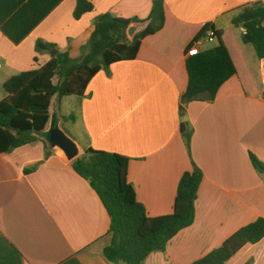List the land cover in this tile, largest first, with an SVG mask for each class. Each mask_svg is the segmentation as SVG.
Wrapping results in <instances>:
<instances>
[{
  "label": "crops",
  "instance_id": "1",
  "mask_svg": "<svg viewBox=\"0 0 264 264\" xmlns=\"http://www.w3.org/2000/svg\"><path fill=\"white\" fill-rule=\"evenodd\" d=\"M88 1L93 11L77 20L78 0H0V102L8 80L46 65L53 51L81 57L99 16L146 20L153 7L151 0ZM257 2L264 0H164L165 25L142 42L134 61L103 69L83 97L52 101L47 133L58 120L79 155L93 149L128 158L129 183L151 218L173 213L185 173H203L194 224L145 264H193L264 218V175L251 160L264 162V71L254 47L242 41L243 28L232 24L241 7ZM207 25L222 31L237 75L213 103L182 110L186 53ZM132 26L135 36L148 22ZM39 42L54 49L38 51ZM215 46L205 42L201 51ZM187 122L190 150L182 133ZM43 141L0 156V264H112L104 257L112 242L109 215L61 149L50 147L46 158ZM227 264H264V239Z\"/></svg>",
  "mask_w": 264,
  "mask_h": 264
},
{
  "label": "trees",
  "instance_id": "2",
  "mask_svg": "<svg viewBox=\"0 0 264 264\" xmlns=\"http://www.w3.org/2000/svg\"><path fill=\"white\" fill-rule=\"evenodd\" d=\"M151 1L152 11L146 20L99 16L95 30L78 59L58 51L46 65L16 75L4 84L7 96L0 102V156L33 145L41 138L47 140L43 141L46 158L51 155L49 148L53 146L48 140L47 130L53 99L83 97L92 79L103 69L135 60L142 42L165 25L164 0ZM92 11L93 6L88 0H78L74 15L79 20ZM145 22L148 26L130 40L127 31L132 24ZM232 24L243 28L242 41L254 47L264 71V3L241 7ZM210 30H214L213 25L204 27L195 42L206 38ZM222 36V31L216 32L217 46L188 58V85L181 100L182 110L195 101L213 103L222 86L237 75ZM53 49L38 43V51ZM262 99L264 101V92ZM63 120H74V117H64ZM54 121L56 126L58 120ZM182 133L190 150L192 133L188 131V122L182 125ZM251 160L256 171L264 175V162L253 155ZM129 162L124 156L93 149H87L72 162L74 172L89 183L109 215L112 242L104 250V257L112 264H145L150 254L165 252L173 238L194 224L195 204L204 177L196 167L185 173L178 185L173 213L151 218L129 183ZM32 171L25 170L27 174ZM263 239L264 218H259L193 264H227L243 248Z\"/></svg>",
  "mask_w": 264,
  "mask_h": 264
},
{
  "label": "water",
  "instance_id": "3",
  "mask_svg": "<svg viewBox=\"0 0 264 264\" xmlns=\"http://www.w3.org/2000/svg\"><path fill=\"white\" fill-rule=\"evenodd\" d=\"M135 31H136V27L131 26L127 31L128 37L133 38ZM57 52L58 51H53L51 55L55 56ZM185 121H187V117ZM48 134H49L48 140L52 144V146L59 147L64 152L66 158L69 161L73 162L80 157L78 146L76 145V143L69 136H67L61 129H59L57 125L55 126V124L52 123V128Z\"/></svg>",
  "mask_w": 264,
  "mask_h": 264
},
{
  "label": "built area",
  "instance_id": "4",
  "mask_svg": "<svg viewBox=\"0 0 264 264\" xmlns=\"http://www.w3.org/2000/svg\"><path fill=\"white\" fill-rule=\"evenodd\" d=\"M217 41V38H216V32L215 30H210L208 31L207 33V37L204 38V39H201L197 42H195L191 49H189L186 53V56L188 58H191V57H195V56H198L201 54V46L205 43V42H208V43H214Z\"/></svg>",
  "mask_w": 264,
  "mask_h": 264
},
{
  "label": "rangeland",
  "instance_id": "5",
  "mask_svg": "<svg viewBox=\"0 0 264 264\" xmlns=\"http://www.w3.org/2000/svg\"><path fill=\"white\" fill-rule=\"evenodd\" d=\"M209 45L212 46V44H209ZM65 110L67 112H70V109L68 107L65 108ZM55 115H56V112H54V110H53L52 117H54ZM63 128L67 132V134H71V126H70V123H65L64 126H63ZM58 149H60V148L58 147ZM58 151H61V150H58ZM60 153H63V156L65 157V159H67L63 151L60 152ZM80 156H82V155H80Z\"/></svg>",
  "mask_w": 264,
  "mask_h": 264
},
{
  "label": "bare ground",
  "instance_id": "6",
  "mask_svg": "<svg viewBox=\"0 0 264 264\" xmlns=\"http://www.w3.org/2000/svg\"><path fill=\"white\" fill-rule=\"evenodd\" d=\"M62 151V150H61ZM63 155V153H61Z\"/></svg>",
  "mask_w": 264,
  "mask_h": 264
}]
</instances>
